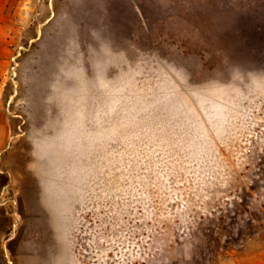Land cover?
<instances>
[{
	"label": "rangeland",
	"instance_id": "obj_1",
	"mask_svg": "<svg viewBox=\"0 0 264 264\" xmlns=\"http://www.w3.org/2000/svg\"><path fill=\"white\" fill-rule=\"evenodd\" d=\"M0 264H264V0H0Z\"/></svg>",
	"mask_w": 264,
	"mask_h": 264
},
{
	"label": "crops",
	"instance_id": "obj_2",
	"mask_svg": "<svg viewBox=\"0 0 264 264\" xmlns=\"http://www.w3.org/2000/svg\"><path fill=\"white\" fill-rule=\"evenodd\" d=\"M9 123H11V121L8 119L5 111L3 112L0 109V152L7 151L8 139L10 136Z\"/></svg>",
	"mask_w": 264,
	"mask_h": 264
}]
</instances>
